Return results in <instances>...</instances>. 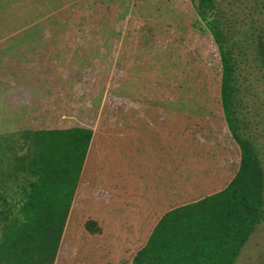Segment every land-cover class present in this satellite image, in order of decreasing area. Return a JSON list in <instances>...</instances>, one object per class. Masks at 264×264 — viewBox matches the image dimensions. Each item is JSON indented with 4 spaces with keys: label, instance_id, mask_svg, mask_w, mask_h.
Returning <instances> with one entry per match:
<instances>
[{
    "label": "trees",
    "instance_id": "trees-1",
    "mask_svg": "<svg viewBox=\"0 0 264 264\" xmlns=\"http://www.w3.org/2000/svg\"><path fill=\"white\" fill-rule=\"evenodd\" d=\"M220 10L0 0V264L239 263L264 164Z\"/></svg>",
    "mask_w": 264,
    "mask_h": 264
},
{
    "label": "rangeland",
    "instance_id": "rangeland-1",
    "mask_svg": "<svg viewBox=\"0 0 264 264\" xmlns=\"http://www.w3.org/2000/svg\"><path fill=\"white\" fill-rule=\"evenodd\" d=\"M216 3L224 21H228L227 24L231 27L233 43L243 51L244 62L237 82L239 103L249 129L259 144L264 164V63L261 62L262 57L258 51L261 38L255 39L256 35L252 37L256 24L264 21L261 0H216ZM0 130L5 129L0 127ZM13 130L10 127L7 132H14ZM259 256H262L260 261L264 263V222L253 235L238 264H259Z\"/></svg>",
    "mask_w": 264,
    "mask_h": 264
}]
</instances>
